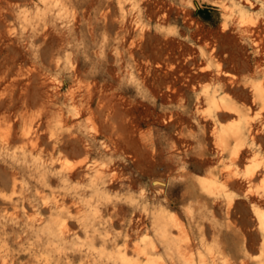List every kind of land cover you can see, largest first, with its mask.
Listing matches in <instances>:
<instances>
[{
	"label": "rangeland",
	"instance_id": "374dc122",
	"mask_svg": "<svg viewBox=\"0 0 264 264\" xmlns=\"http://www.w3.org/2000/svg\"><path fill=\"white\" fill-rule=\"evenodd\" d=\"M263 93L264 0H0V264H264Z\"/></svg>",
	"mask_w": 264,
	"mask_h": 264
},
{
	"label": "bare ground",
	"instance_id": "6f19581e",
	"mask_svg": "<svg viewBox=\"0 0 264 264\" xmlns=\"http://www.w3.org/2000/svg\"><path fill=\"white\" fill-rule=\"evenodd\" d=\"M256 88L262 93V87L261 86H256ZM264 94V93H263ZM217 102V101H216ZM218 107V106H217ZM240 123V122H239ZM240 126V125H239ZM230 127V126H229ZM227 130V129H226ZM229 130L230 131H232L233 133H235V135L237 134V135H239V133H240V128L238 127V126H233V127H230L229 128ZM31 131V130H30ZM29 131V132H30ZM34 131H36V130H34ZM32 132V131H31ZM226 132H229V131H226ZM36 133V132H35ZM24 134V133H23ZM29 134V133H28ZM227 135V134H226ZM233 136H234V134H233ZM248 136V135H247ZM21 137H23V136H21ZM31 137V136H30ZM224 137H225V135H224ZM254 137H255V135H254ZM226 138H228V136L226 137ZM257 138V137H256ZM26 139V138H25ZM32 139H34V137H32L31 138V140ZM41 139V138H40ZM229 139V138H228ZM227 139V140H228ZM27 140H29L28 138H27ZM38 140V139H37ZM220 140H222V139H220ZM231 140V139H230ZM240 140L241 139H239L238 141L240 142ZM247 140V139H246ZM35 141H36V137H35ZM224 141V140H223ZM229 141V140H228ZM24 142V141H23ZM31 142V141H30ZM30 142H29V144H30ZM64 142H65V140H64ZM32 143V142H31ZM36 143H37V141H36ZM229 143V142H228ZM35 144V143H34ZM31 145V144H30ZM29 145V146H30ZM54 145V144H53ZM65 145V144H64ZM80 145V144H79ZM227 145V144H226ZM32 146H34V145H32ZM66 146V145H65ZM45 147H46V145H45ZM74 147V146H73ZM47 149V148H46ZM45 149V150H46ZM62 150V149H61ZM223 150V149H222ZM80 151V150H79ZM241 152V151H240ZM70 153V152H69ZM234 153V152H233ZM232 153V154H233ZM68 154V153H67ZM234 155V154H233ZM241 156V155H240ZM237 157H239V152L237 151V153H236V158ZM79 162V161H78ZM68 164V163H67ZM3 169V168H2ZM230 169V168H229ZM10 172V171H9ZM98 172H100V170L98 171ZM7 173V172H6ZM252 175V174H251ZM252 176H254V175H252ZM4 177V179H5V176H3ZM154 183V182H153ZM227 183H232L233 184V179H232V176H229L228 177V179H227ZM155 184H160V186L161 185H164V182L163 181H161V180H156L155 181ZM250 184V183H249ZM16 186H17V182H16V184H15ZM200 185H201V188H202V192H207V193H210V191H211V189H212V185L211 184H209L208 183V181H201V183H200ZM14 186V185H13ZM15 186V187H16ZM23 186H24V184H23ZM251 187V186H250ZM13 188V187H12ZM17 188V187H16ZM215 188V187H214ZM250 189H252V188H250ZM201 190V189H200ZM253 190V189H252ZM41 191V190H40ZM14 193V192H13ZM16 193V192H15ZM54 193V192H53ZM5 194V193H4ZM18 194V193H17ZM203 194V193H202ZM1 195V194H0ZM2 196V195H1ZM4 196V195H3ZM226 196H227V198H229V201H233L234 199H235V196L234 195H232V194H226ZM47 197V196H46ZM68 197V196H67ZM7 198V197H6ZM3 200V199H2ZM25 201V200H24ZM68 201V200H67ZM73 201V200H72ZM16 203V202H15ZM24 203H26V202H24ZM14 204V203H13ZM46 204V203H45ZM77 205V204H76ZM15 206V205H14ZM13 206V207H14ZM16 208V206L14 207V209ZM31 208V207H30ZM35 208V207H34ZM29 209V208H28ZM51 210V209H50ZM16 211V210H15ZM236 211V210H235ZM235 211H231V212H235ZM261 211V210H260ZM260 211H258L257 212V214L259 215V218H260V221H261V223H260V227H261V229H262V231L264 232V222H263V217H264V214H262V212H260ZM27 212H30V211H27ZM34 212V211H33ZM236 213V212H235ZM233 215V214H232ZM254 217V216H253ZM32 218V217H31ZM67 218V217H66ZM179 218H181V217H179ZM232 218V217H231ZM237 218V217H236ZM255 218V217H254ZM18 219V218H17ZM29 219V218H28ZM35 219V218H34ZM238 219V218H237ZM234 220V219H233ZM253 220V219H252ZM115 221V220H114ZM235 221V220H234ZM68 222V221H67ZM181 222V221H180ZM239 222V221H238ZM165 223V222H164ZM255 225V224H254ZM5 226V225H4ZM187 227V226H186ZM257 232V231H256ZM258 233V232H257ZM5 235V234H4ZM6 236V235H5ZM3 240H5V239H3ZM247 240H249V239H247ZM8 243V242H7ZM130 243V242H129ZM6 244V243H5ZM22 244V243H21ZM132 244V243H131ZM10 245V244H9ZM119 245H121V243L119 244ZM118 245V246H119ZM128 245V244H127ZM138 245V244H137ZM135 246V245H134ZM122 247H124V246H122ZM132 248H134L133 247V245L131 246ZM141 247V246H140ZM189 247V246H188ZM14 248V247H13ZM139 248V247H138ZM137 248V249H138ZM243 249V248H242ZM19 250V249H18ZM126 250V249H125ZM125 250H124V252H125ZM133 250V249H132ZM135 251H136V249H135ZM142 251V250H141ZM143 251H144V249H143ZM124 252H122V253H124ZM145 252V251H144ZM42 253V252H41ZM136 253H137V251H136ZM142 253V252H141ZM150 254H152V253H150ZM217 254V253H216ZM40 256V255H39ZM42 256V255H41ZM48 256V255H47ZM50 256V255H49ZM43 258V257H42ZM70 258V257H69ZM128 258V257H127ZM216 258V257H215ZM262 258H264V257H262ZM6 259V258H5ZM137 259H139V258H137ZM7 260V259H6ZM131 260V259H130ZM260 260V259H259ZM259 260H257V261H259ZM262 260V259H261ZM1 261H3V259L1 260ZM10 263V262H9ZM144 263H145V261H144ZM147 263V262H146ZM175 263V262H174ZM13 264V263H12ZM32 264V263H31ZM154 264V263H153Z\"/></svg>",
	"mask_w": 264,
	"mask_h": 264
}]
</instances>
